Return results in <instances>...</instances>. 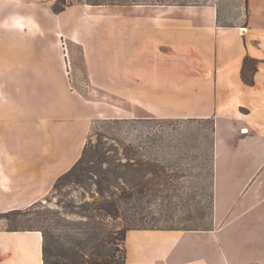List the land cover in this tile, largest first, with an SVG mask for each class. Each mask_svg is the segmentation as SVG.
<instances>
[{
	"label": "crops",
	"instance_id": "1",
	"mask_svg": "<svg viewBox=\"0 0 264 264\" xmlns=\"http://www.w3.org/2000/svg\"><path fill=\"white\" fill-rule=\"evenodd\" d=\"M237 2L244 24L221 23L222 0L0 17V213L44 201L97 120H212V229L129 230L126 264H264V0ZM42 248L0 228V264H44Z\"/></svg>",
	"mask_w": 264,
	"mask_h": 264
},
{
	"label": "rangeland",
	"instance_id": "2",
	"mask_svg": "<svg viewBox=\"0 0 264 264\" xmlns=\"http://www.w3.org/2000/svg\"><path fill=\"white\" fill-rule=\"evenodd\" d=\"M68 1L72 6L89 4L118 9L116 7L118 5L142 2L159 1L184 5L205 3L206 0ZM53 5L52 0H0V17L2 20L4 17H19L26 13L31 14L33 27L35 21L38 28L41 25L48 26L52 24L47 19V8H52ZM222 6L221 23H246L247 13L241 11L237 0H222ZM5 25L8 26L7 23ZM38 41H40L38 35H33V42ZM213 127L212 120H160L143 117L96 121L89 138L92 151L101 149L106 151L108 156H114V148H117L121 162L125 163L127 158L123 155L124 149L133 146L137 150L135 160L153 164L154 171L144 175L145 188L142 193L129 199L117 200L119 217L111 220L114 229L159 228L195 231L212 229ZM103 165L107 166L106 163ZM89 177L91 179H88L86 184L74 181L58 184L42 201L43 204L62 210L64 206L100 201L97 187L93 183L96 177L92 179V173H89ZM72 218L77 219V216ZM0 228L8 230L6 220H0ZM117 246L119 251L116 263L122 264L124 242L119 239Z\"/></svg>",
	"mask_w": 264,
	"mask_h": 264
},
{
	"label": "trees",
	"instance_id": "3",
	"mask_svg": "<svg viewBox=\"0 0 264 264\" xmlns=\"http://www.w3.org/2000/svg\"><path fill=\"white\" fill-rule=\"evenodd\" d=\"M70 6L72 3L68 0H57L52 11L60 14ZM257 70L258 62L247 57L242 68L244 82L254 85ZM91 147L88 140L81 158L57 180L54 188L60 183L72 181L86 184L91 179L89 173H92V179L96 177L93 183L101 202L95 200L78 206H64L62 210L38 202L25 210L0 213V220H6L8 231H37L42 234L44 264H118V241L120 239L125 244L129 230L159 229L116 230L111 225V220L119 217L117 200L142 193L145 188L144 175L154 171L153 164L135 160L137 150L133 146L124 149L125 163L121 162L117 148H114V156H108L106 151H92ZM74 216L77 219L72 218ZM122 264H126L125 247Z\"/></svg>",
	"mask_w": 264,
	"mask_h": 264
},
{
	"label": "built area",
	"instance_id": "4",
	"mask_svg": "<svg viewBox=\"0 0 264 264\" xmlns=\"http://www.w3.org/2000/svg\"><path fill=\"white\" fill-rule=\"evenodd\" d=\"M53 3L57 2V0H52ZM242 131H245V129H243Z\"/></svg>",
	"mask_w": 264,
	"mask_h": 264
}]
</instances>
